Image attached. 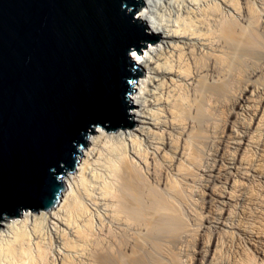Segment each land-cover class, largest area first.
<instances>
[{
	"label": "bare ground",
	"instance_id": "6f19581e",
	"mask_svg": "<svg viewBox=\"0 0 264 264\" xmlns=\"http://www.w3.org/2000/svg\"><path fill=\"white\" fill-rule=\"evenodd\" d=\"M136 15L157 41L134 126L93 130L53 208L0 221V264H264V0Z\"/></svg>",
	"mask_w": 264,
	"mask_h": 264
},
{
	"label": "water",
	"instance_id": "95a60500",
	"mask_svg": "<svg viewBox=\"0 0 264 264\" xmlns=\"http://www.w3.org/2000/svg\"><path fill=\"white\" fill-rule=\"evenodd\" d=\"M122 4L142 0H0V221L53 208L95 126H134L127 51L157 37Z\"/></svg>",
	"mask_w": 264,
	"mask_h": 264
},
{
	"label": "clouds",
	"instance_id": "9594fccd",
	"mask_svg": "<svg viewBox=\"0 0 264 264\" xmlns=\"http://www.w3.org/2000/svg\"><path fill=\"white\" fill-rule=\"evenodd\" d=\"M137 7H138L137 5H127V4H122L121 5L122 10H124L126 12V14H131L133 21L141 22L140 19H138L137 15H136ZM130 47H133V46H130ZM144 55L146 56L147 53H145ZM129 56H131L132 59H130ZM127 57H128V59L130 61H132L133 59L136 60V61H140L141 60V56L137 55L136 51H131V53H129V49L127 51ZM133 67H135L134 64H133ZM128 81H129V83L131 82L129 79H128ZM78 146L82 147L83 145L78 144L77 147Z\"/></svg>",
	"mask_w": 264,
	"mask_h": 264
},
{
	"label": "rangeland",
	"instance_id": "374dc122",
	"mask_svg": "<svg viewBox=\"0 0 264 264\" xmlns=\"http://www.w3.org/2000/svg\"><path fill=\"white\" fill-rule=\"evenodd\" d=\"M137 12V11H136ZM144 32L145 33H147V34H151L149 31H147V30H144ZM149 42H146V44H148ZM142 47H140L139 49H141ZM143 52H144V50H143ZM129 53H131V51L129 52ZM142 55H144V53H142ZM137 66H139V65H137ZM133 82H134V80H132L131 81V89H133L132 87H134L135 85L133 84ZM130 96H132L131 94H129V93H127V98L130 100V102H131V100L133 99V96H132V98H130ZM128 113H129V110H128ZM97 128H99V126H95L94 128H93V130L95 131ZM91 136V134L90 133H88V136H87V138L86 139H89V137ZM30 211V210H29ZM77 252H80V250H76Z\"/></svg>",
	"mask_w": 264,
	"mask_h": 264
}]
</instances>
